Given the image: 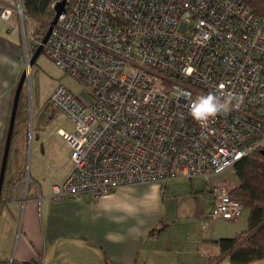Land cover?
I'll return each instance as SVG.
<instances>
[{
    "label": "built area",
    "instance_id": "1",
    "mask_svg": "<svg viewBox=\"0 0 264 264\" xmlns=\"http://www.w3.org/2000/svg\"><path fill=\"white\" fill-rule=\"evenodd\" d=\"M16 8L22 17L18 0L1 7L0 18ZM42 51L90 96L58 85L48 98L76 124L59 132L72 165L52 181L54 198L97 199L175 176L208 179L264 145V20L246 0H67ZM208 92L243 103L202 128L188 102ZM231 189L212 185L213 217L241 215Z\"/></svg>",
    "mask_w": 264,
    "mask_h": 264
},
{
    "label": "crops",
    "instance_id": "2",
    "mask_svg": "<svg viewBox=\"0 0 264 264\" xmlns=\"http://www.w3.org/2000/svg\"><path fill=\"white\" fill-rule=\"evenodd\" d=\"M17 2L0 0V8ZM15 18H0V162L28 54L9 29L16 26ZM11 143L0 197V264L10 259L27 264H264V257L243 263L228 253L216 258L219 239L238 231L206 230L205 219L194 234H172L176 220L168 216L165 188L177 176L162 183L128 184L97 199L54 198L52 181L62 180L72 162L56 165L52 173L25 174L11 160Z\"/></svg>",
    "mask_w": 264,
    "mask_h": 264
},
{
    "label": "rangeland",
    "instance_id": "3",
    "mask_svg": "<svg viewBox=\"0 0 264 264\" xmlns=\"http://www.w3.org/2000/svg\"><path fill=\"white\" fill-rule=\"evenodd\" d=\"M14 17L16 26L9 29L14 37L20 39L25 53H28L24 58V68H27L28 75L18 102V114L11 140V160L20 166L25 174L29 171L52 173L56 165H71L69 146L59 132H73L76 124L67 114L51 106L48 98L58 85H63L83 100H90V96L80 82L55 65L43 51L29 69L28 57L33 49L31 33L38 30L42 22L24 12L22 17L19 16L17 8ZM219 181H226L232 188L238 183V178L230 167L210 175L208 179L202 176H177V179L168 182L165 188V198L169 204L168 216L176 220L172 234H194L203 228V219L206 221V230L219 226L235 233L247 228L248 209L245 207L237 219L213 217L214 195L209 189L212 183Z\"/></svg>",
    "mask_w": 264,
    "mask_h": 264
},
{
    "label": "trees",
    "instance_id": "4",
    "mask_svg": "<svg viewBox=\"0 0 264 264\" xmlns=\"http://www.w3.org/2000/svg\"><path fill=\"white\" fill-rule=\"evenodd\" d=\"M54 1L56 0H20V4L24 13L42 22L39 28H46L54 15L55 10L51 7ZM246 5L264 20V0H246ZM35 47L36 44L33 45L32 52ZM17 114L18 109L16 117ZM232 168L238 183L232 187L231 192L248 209V223L245 230L219 239L221 250L216 258L228 253L231 260L243 263L264 257V145L237 160Z\"/></svg>",
    "mask_w": 264,
    "mask_h": 264
},
{
    "label": "water",
    "instance_id": "5",
    "mask_svg": "<svg viewBox=\"0 0 264 264\" xmlns=\"http://www.w3.org/2000/svg\"><path fill=\"white\" fill-rule=\"evenodd\" d=\"M67 0H59L56 2V5L54 7V15L52 20L48 23V26L46 28V32L44 36L41 38V41L36 45L35 50L32 52L31 56L28 57V67L33 65L35 62L37 56L40 54L43 48V43L45 42L46 38L48 37L54 23L56 22L58 16L60 13L64 10V6L66 4ZM28 75V70L27 68H24L19 76V79L16 84V88L14 91L13 95V100H12V105H11V110H10V116H9V121L7 125V130H6V136H5V142H4V147H3V153L1 157V162H0V197H1V191H2V185H3V180H4V175H5V170H6V164H7V159H8V154H9V148H10V143H11V138L13 135V129H14V124H15V118H16V113H17V108H18V102L21 94L22 87L24 85V82L26 80V77Z\"/></svg>",
    "mask_w": 264,
    "mask_h": 264
},
{
    "label": "clouds",
    "instance_id": "6",
    "mask_svg": "<svg viewBox=\"0 0 264 264\" xmlns=\"http://www.w3.org/2000/svg\"><path fill=\"white\" fill-rule=\"evenodd\" d=\"M242 103L243 97L236 98L232 95L208 92L195 99L189 97L188 110L191 118L204 128L218 115L227 113L234 108L238 109Z\"/></svg>",
    "mask_w": 264,
    "mask_h": 264
}]
</instances>
